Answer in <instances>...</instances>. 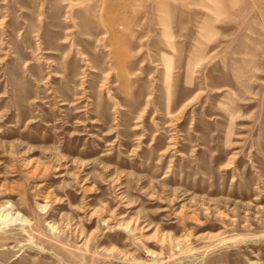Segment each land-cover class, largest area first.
Here are the masks:
<instances>
[{
	"label": "rangeland",
	"instance_id": "1",
	"mask_svg": "<svg viewBox=\"0 0 264 264\" xmlns=\"http://www.w3.org/2000/svg\"><path fill=\"white\" fill-rule=\"evenodd\" d=\"M0 264H264V0H0Z\"/></svg>",
	"mask_w": 264,
	"mask_h": 264
},
{
	"label": "bare ground",
	"instance_id": "2",
	"mask_svg": "<svg viewBox=\"0 0 264 264\" xmlns=\"http://www.w3.org/2000/svg\"><path fill=\"white\" fill-rule=\"evenodd\" d=\"M7 217H8L7 215L0 214V224L3 223V221L5 222Z\"/></svg>",
	"mask_w": 264,
	"mask_h": 264
}]
</instances>
